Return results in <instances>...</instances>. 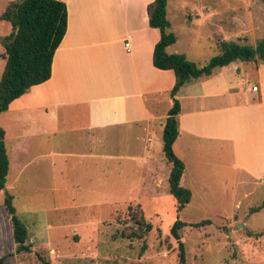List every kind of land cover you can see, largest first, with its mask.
<instances>
[{
    "label": "crops",
    "instance_id": "crops-1",
    "mask_svg": "<svg viewBox=\"0 0 264 264\" xmlns=\"http://www.w3.org/2000/svg\"><path fill=\"white\" fill-rule=\"evenodd\" d=\"M65 1L68 29L55 53L52 76L1 113H8L18 130L15 156L30 155L19 168L26 169L37 155L36 160L50 164L56 186L63 179L79 185L84 177L106 180L112 175L125 184L150 180L160 188L166 177L163 131L174 105L176 75L153 63L161 38L149 23V5L155 0ZM109 21L119 24L112 34L117 62L111 69L95 68L93 55L103 51ZM247 63L254 64L255 74L241 83H219L227 72L223 66L178 91L181 111L174 150L186 162L184 176L197 163L264 184V63ZM237 70L241 73V66ZM6 187L13 189L9 182Z\"/></svg>",
    "mask_w": 264,
    "mask_h": 264
},
{
    "label": "rangeland",
    "instance_id": "rangeland-1",
    "mask_svg": "<svg viewBox=\"0 0 264 264\" xmlns=\"http://www.w3.org/2000/svg\"><path fill=\"white\" fill-rule=\"evenodd\" d=\"M11 1L0 0V10ZM168 11V30L177 35L169 51L185 53L200 65L220 53V39L256 44L264 37V0H169ZM118 25L109 21L103 51L93 55L95 68L115 67L112 34L118 32ZM3 34L1 29L0 76L5 67ZM226 66L221 84L241 83L248 74H255L254 64L244 61ZM238 66L241 73H237ZM8 117V113L0 114V126L8 130L6 141L11 149L8 182L13 189L8 191L28 225L32 250L17 251L4 203L8 193L0 189V258L5 257L6 264H182L179 243L171 234L178 218L188 223L181 232L189 264H264V208L254 210L264 201L263 183L254 184L255 179L251 183L246 174L238 179L228 177L225 168L191 163L183 184L193 196L178 211L169 186L168 172L173 165L162 151L166 177L160 188L150 180L145 185L125 184L112 175L106 180L84 177L79 185L63 179L56 186L50 164L36 160L37 155L26 169L19 168L30 155L17 154L16 158L13 144L18 130ZM247 191L251 194L245 196ZM138 203L153 229L144 240L121 237L133 223L128 207ZM206 219L210 223L195 225Z\"/></svg>",
    "mask_w": 264,
    "mask_h": 264
},
{
    "label": "trees",
    "instance_id": "trees-1",
    "mask_svg": "<svg viewBox=\"0 0 264 264\" xmlns=\"http://www.w3.org/2000/svg\"><path fill=\"white\" fill-rule=\"evenodd\" d=\"M149 23L158 28L161 38L156 43L153 63L161 69H173L176 82L171 91L174 105L170 108L165 119L163 131V150L168 161L173 166L169 176L171 193L177 199L178 211L183 210L191 201L192 190L183 184L186 172V162L174 150L179 136L178 116L181 103L177 93L183 85L193 78H199L213 73L216 67L226 66L234 61L264 63V37L256 44L241 42L233 39H220V53L213 56L206 64L200 65L191 60L185 53H170L167 48L177 41V35L169 31L171 21L168 15V0H155L149 5ZM3 35L2 43L5 47V67L0 78V114L9 109L10 104L28 92L32 86L47 81L52 76L54 56L63 41L68 29V5L65 0H14L0 10V30ZM11 160L6 141V130L0 126V189L7 186ZM10 215L13 236L17 244V251H31L29 228L26 221L18 214L14 204V195L10 192L4 200ZM264 208V201L254 210ZM130 231H122L120 236L135 239H145L153 229L138 203L129 205ZM210 223L209 219L195 223L197 226ZM187 222L178 218L171 234L179 243L180 261L189 264L187 260L186 244L182 240V229ZM146 242L143 249L146 248ZM0 264H6V258H0Z\"/></svg>",
    "mask_w": 264,
    "mask_h": 264
},
{
    "label": "built area",
    "instance_id": "built-area-1",
    "mask_svg": "<svg viewBox=\"0 0 264 264\" xmlns=\"http://www.w3.org/2000/svg\"><path fill=\"white\" fill-rule=\"evenodd\" d=\"M126 45L129 47V43H127ZM254 89H258V87L257 86H254Z\"/></svg>",
    "mask_w": 264,
    "mask_h": 264
},
{
    "label": "water",
    "instance_id": "water-1",
    "mask_svg": "<svg viewBox=\"0 0 264 264\" xmlns=\"http://www.w3.org/2000/svg\"><path fill=\"white\" fill-rule=\"evenodd\" d=\"M3 190H5L7 193L9 192L8 189H7V187H5Z\"/></svg>",
    "mask_w": 264,
    "mask_h": 264
}]
</instances>
